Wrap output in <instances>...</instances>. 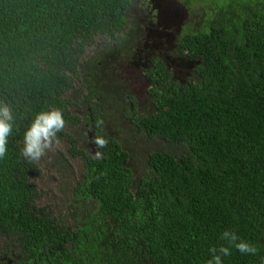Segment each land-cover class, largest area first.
<instances>
[{
    "label": "trees",
    "instance_id": "16d2710c",
    "mask_svg": "<svg viewBox=\"0 0 264 264\" xmlns=\"http://www.w3.org/2000/svg\"><path fill=\"white\" fill-rule=\"evenodd\" d=\"M180 1L203 10L177 35L191 72L179 80L167 55L142 59L153 104L142 113L109 109L128 92L116 55L131 68L141 55L132 0H0V102L15 118L0 159V264H207L225 230L258 252L232 248L223 264H264V0ZM98 37L104 49L83 61ZM52 108L66 121L57 140L83 167L54 216L21 155L34 115ZM119 115L118 131L158 146L134 153L105 130ZM96 137L108 140L99 158L81 145Z\"/></svg>",
    "mask_w": 264,
    "mask_h": 264
},
{
    "label": "rangeland",
    "instance_id": "374dc122",
    "mask_svg": "<svg viewBox=\"0 0 264 264\" xmlns=\"http://www.w3.org/2000/svg\"><path fill=\"white\" fill-rule=\"evenodd\" d=\"M200 12L203 14V10L199 7L190 12L180 0H132L129 16L137 20V24L143 32L141 41L138 44L139 47H144L147 50V46L150 45L149 51L153 49L154 52L156 51L162 56L167 55V65L173 72L174 77L179 80L187 78L191 69L186 61H180L176 56L177 35L187 23L192 24L194 28L199 27L201 24ZM106 39L105 37H98L94 44L85 49L82 60L89 61L93 55L102 51L103 47H105ZM135 51L137 52V47ZM122 56H125V54H122ZM118 59L124 60V58L117 55ZM118 62L122 63L120 60ZM126 68L128 69L129 67ZM119 70L121 71V69ZM129 73H126L128 77ZM132 74L137 77L138 69L136 71L133 70ZM102 79L108 82L107 79ZM74 81H76L74 82L75 86H78L80 79H75ZM124 86L128 90L126 95H124V99L121 101L117 99L119 105L109 108L110 110L119 112L122 106L123 109L142 110V113H145L153 108L148 95L149 85L147 82L144 91L139 89L137 85L135 87L129 84ZM134 103L136 107H134ZM112 117L108 116V125L105 130L123 138L126 144H129L134 150V153L139 152L141 155L147 156L148 150L158 146L155 143L158 141L150 140L141 133L120 128L118 131L117 127L122 125L117 123H122L124 119L119 115V117L109 122ZM67 130L72 135L78 134V136L82 132L71 128ZM81 143L82 147H85L86 142L82 141ZM69 149L70 144L67 141L57 140L46 156L37 163V173L33 177V182L37 184L40 194L38 203L46 206L53 216L66 213L65 211L71 207L70 203L64 205V196L68 197V195H71L69 189L72 188L71 186L81 177L83 172L82 159L73 156Z\"/></svg>",
    "mask_w": 264,
    "mask_h": 264
},
{
    "label": "clouds",
    "instance_id": "9594fccd",
    "mask_svg": "<svg viewBox=\"0 0 264 264\" xmlns=\"http://www.w3.org/2000/svg\"><path fill=\"white\" fill-rule=\"evenodd\" d=\"M14 120L10 105L0 102V159L7 154L8 138L13 134ZM102 124L103 120L97 121V126ZM65 126L63 113L57 108L36 113L24 131L21 155L30 163L39 162L52 149L58 139L57 134L62 132ZM92 143L98 149L106 148L108 140L96 137ZM95 155L99 158L102 153L97 152ZM220 238L225 243L209 249L211 259L207 261V264H223V258L231 256L232 248L244 255L254 256L258 252L256 245L241 239L234 230H225Z\"/></svg>",
    "mask_w": 264,
    "mask_h": 264
},
{
    "label": "flooded vegetation",
    "instance_id": "af4514ba",
    "mask_svg": "<svg viewBox=\"0 0 264 264\" xmlns=\"http://www.w3.org/2000/svg\"><path fill=\"white\" fill-rule=\"evenodd\" d=\"M149 50H150V45L147 46V50L144 49V47L142 48L141 46L138 48V53H141V55L139 56L137 62L134 63L133 68H131L128 65L129 63L132 64L133 60L129 61V59L126 56L119 55L122 58H124V60L118 59L122 62V63H119L117 60V55H116V60H114L113 66L116 70H118V72H116L117 73L116 76L118 79L116 81L117 84H123L126 86L129 84L132 87H135L137 85L139 87V89L144 91V88L146 87V82H147V84L149 82H148L147 77L144 74V70L146 69L147 65L145 64L144 61H142V59L145 60L146 62H149L148 57L155 55V56L160 57L161 59L166 60V55L162 56V55L158 54L156 51L154 52L153 49H151V51H149ZM117 64H118V66H117ZM166 64H167V62H166ZM126 67H129V68L127 69ZM119 69H121V71ZM137 69H138V76L135 77V76H133L132 72H133V70L136 71ZM127 72H130L129 77L126 75ZM92 135H93V131L88 129L89 139L92 137ZM85 145H84L85 148L88 147V149L91 151L92 154L97 153L94 151V147H95L94 145L95 144L92 143L90 140L87 143H85ZM35 163L37 164L39 162H35Z\"/></svg>",
    "mask_w": 264,
    "mask_h": 264
}]
</instances>
